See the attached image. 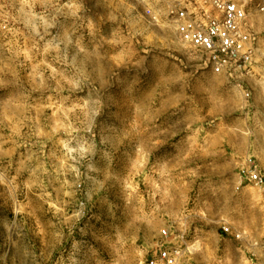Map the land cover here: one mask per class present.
Wrapping results in <instances>:
<instances>
[{
    "label": "rangeland",
    "instance_id": "rangeland-1",
    "mask_svg": "<svg viewBox=\"0 0 264 264\" xmlns=\"http://www.w3.org/2000/svg\"><path fill=\"white\" fill-rule=\"evenodd\" d=\"M242 1L248 100L177 38L186 0H0V264H146L164 229L183 264L262 263L264 0Z\"/></svg>",
    "mask_w": 264,
    "mask_h": 264
},
{
    "label": "built area",
    "instance_id": "built-area-1",
    "mask_svg": "<svg viewBox=\"0 0 264 264\" xmlns=\"http://www.w3.org/2000/svg\"><path fill=\"white\" fill-rule=\"evenodd\" d=\"M147 13L154 23L159 22L160 15L149 10ZM166 18L180 42L198 53L207 69L237 83L244 98H250L251 93L243 83L250 77L259 55L260 36L252 12L242 0H186L171 5ZM241 181L264 189V174L251 158L242 167ZM222 233L233 235L230 227H223ZM160 239L156 255L148 258L146 264H183L194 253L185 234L174 235L164 229ZM262 252L264 264V244Z\"/></svg>",
    "mask_w": 264,
    "mask_h": 264
},
{
    "label": "crops",
    "instance_id": "crops-1",
    "mask_svg": "<svg viewBox=\"0 0 264 264\" xmlns=\"http://www.w3.org/2000/svg\"><path fill=\"white\" fill-rule=\"evenodd\" d=\"M218 77H220V76H218ZM225 81H228V79H226V78H224V77H222Z\"/></svg>",
    "mask_w": 264,
    "mask_h": 264
}]
</instances>
